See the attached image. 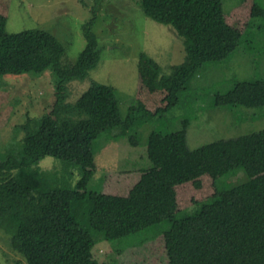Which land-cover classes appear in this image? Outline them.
<instances>
[{
    "label": "trees",
    "instance_id": "obj_1",
    "mask_svg": "<svg viewBox=\"0 0 264 264\" xmlns=\"http://www.w3.org/2000/svg\"><path fill=\"white\" fill-rule=\"evenodd\" d=\"M206 4L207 0H139L146 16L185 36V54L174 75L163 81L158 104L133 101L124 107L114 86L96 80L70 99V84L83 83L100 62L96 6L82 26L86 45L76 61L65 58L66 46L49 30L9 31L8 17L0 14V81L8 74H41L50 67L57 75L51 109L39 117L27 116L19 125L21 138L0 151V232L25 262L18 259L15 264H122L118 256L96 257L97 245L126 238L122 246L132 245L137 253L149 236L162 239L166 264H264V128L254 131L252 138L236 135L191 148L187 131L195 117L193 107L167 125L166 116L203 67L193 54L192 41H209ZM237 45L257 65L264 62L261 0H252ZM219 85L226 90L213 91L212 108L227 107L230 113L237 108L233 114L239 121L246 111L264 108V77ZM147 124L153 126L145 142L151 166L141 169L128 195L106 193L108 174L97 173L96 142L107 137L140 146ZM68 149L84 153L76 165V181L40 164ZM227 164L241 179L218 186L215 182L212 201L177 218V185L191 181L200 188L201 175ZM122 248L119 253L124 255Z\"/></svg>",
    "mask_w": 264,
    "mask_h": 264
},
{
    "label": "rangeland",
    "instance_id": "obj_2",
    "mask_svg": "<svg viewBox=\"0 0 264 264\" xmlns=\"http://www.w3.org/2000/svg\"><path fill=\"white\" fill-rule=\"evenodd\" d=\"M261 2L264 4V0ZM251 5L252 0H207L209 41H192L193 54L203 62V67L188 82L179 105L168 113L171 119L166 116L167 125L171 127L169 121L188 115L193 107L195 117L187 131L191 148L236 135L252 138L254 131L264 128V108L246 111V118L239 121L233 114L238 112L237 108L230 113L226 111L227 107L210 106L213 91L217 88L226 90L220 82L264 77V62L257 65L253 57L237 45ZM94 6L97 11L94 31L99 40L100 62L83 83L70 84V99L74 100L92 80H96L116 88L122 107L133 101L158 104L163 94V81L172 77L184 60L186 40L173 26L146 16L139 0H0V14L8 17L9 31L49 30L66 46L65 58L76 61L86 45L82 26L92 17ZM230 51H234L233 55L224 59ZM56 87L57 75L51 67L41 74H8L1 78V152L12 141L21 138L19 125L26 122L27 116L39 117L51 109ZM152 127L147 124L142 128L140 146L134 147L125 139L111 142L107 137L96 142L97 173L108 174L103 185L106 193L128 195L141 169L151 166L145 142ZM83 156L82 151L68 149L47 157L40 164L55 170L61 177L76 181V165L82 163ZM239 179L241 175H233L231 165L227 164L201 175L200 188L191 181L177 185L181 211L176 212V217L193 213L197 204L202 206L212 201L215 182L218 186L222 181ZM169 224L167 221L163 226ZM140 235L136 238L143 241ZM5 238L6 234L0 232V264H15V260L22 258L7 246ZM124 239L101 242L96 247V257L118 256L122 264H166L160 237L149 236L141 242V252L137 253L133 252L132 245L122 246ZM121 248L124 255L119 253ZM237 253L245 256L238 250Z\"/></svg>",
    "mask_w": 264,
    "mask_h": 264
}]
</instances>
